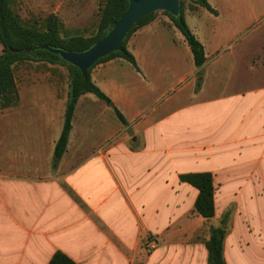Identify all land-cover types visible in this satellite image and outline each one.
Masks as SVG:
<instances>
[{"label": "crops", "instance_id": "obj_1", "mask_svg": "<svg viewBox=\"0 0 264 264\" xmlns=\"http://www.w3.org/2000/svg\"><path fill=\"white\" fill-rule=\"evenodd\" d=\"M208 1L217 14L197 5L185 11L205 49L200 68L163 12L127 38L139 69L119 56L92 67V81L128 124L95 94H82L57 166L69 68L29 61L60 66L15 74L19 103L0 109V264H48L57 250L79 264H208L211 228L240 212L230 201L218 212L221 174L264 160V0ZM224 15L218 22L227 29L210 30L205 20ZM132 155L159 156L148 170L168 167L166 182L211 172L215 216L184 212L150 227L115 163ZM129 170L135 179L137 165ZM230 237L227 228L226 264L234 255Z\"/></svg>", "mask_w": 264, "mask_h": 264}, {"label": "rangeland", "instance_id": "obj_2", "mask_svg": "<svg viewBox=\"0 0 264 264\" xmlns=\"http://www.w3.org/2000/svg\"><path fill=\"white\" fill-rule=\"evenodd\" d=\"M181 1L185 11L194 7L192 0ZM11 6L25 25L43 28L44 19L50 14H55L64 25V36H91L97 30L103 0H11ZM161 14L162 11L157 12V15ZM226 19L224 15L218 19H206L205 22L210 26V30L213 28L223 31L227 28L218 21L224 22ZM59 66L46 62L22 61L17 63L14 69L16 77L21 79L25 69H59ZM63 67L67 71L69 66L63 64ZM66 76L69 78L68 72ZM158 159L157 155L139 158L133 155L115 157V163L123 169L126 189H129V194L152 228H162L168 218L179 219L184 212L190 217H194L196 213L194 202L197 189L186 183H172V177L166 182L164 177L173 175V171L168 167L162 168L160 172L148 170L151 168L149 163H155ZM135 164L139 172L132 180L131 172L127 169ZM226 174L228 173H222L219 178L222 186L217 188V210L220 212L228 201L240 208V212L228 224L234 254L231 264H264V160L257 165L251 163L237 167L231 171L232 177H226ZM233 205H230L231 211Z\"/></svg>", "mask_w": 264, "mask_h": 264}, {"label": "trees", "instance_id": "obj_3", "mask_svg": "<svg viewBox=\"0 0 264 264\" xmlns=\"http://www.w3.org/2000/svg\"><path fill=\"white\" fill-rule=\"evenodd\" d=\"M194 5L205 8L213 14L217 10L212 7L208 0H192ZM129 0H103V6L100 9V18L98 27L94 35H75L67 37L63 35L64 25L61 19L50 14L44 19V27L28 26L22 22L18 13L12 6L11 0H0V43L2 52L0 53V109L15 106L19 103V93L15 79V65L22 61H47L51 63L67 64L69 67L70 88L68 92V101L65 110V120L63 130L56 142L54 151V166L62 158L67 149L68 139L72 128V121L76 104L80 96L84 93H93L102 99L108 105L113 106L119 120L127 125L128 122L123 113L114 105L112 99L105 94L99 86L91 79L92 67L103 60L119 56L130 62L135 68L139 69L134 55L127 49V38L138 28L148 24L153 20L157 12L143 17L134 24L129 30L123 42L122 50L112 52L111 54L99 59L88 71L86 76L81 70L65 61L60 55L52 53L46 49L36 48L41 45H49L65 50L77 52L89 49L93 44L101 40L126 11ZM181 12L179 17L167 14L174 25L182 32L188 43L195 65L200 68L206 62V53L202 42L197 38L190 29L185 19V9L180 0ZM198 76L202 75L198 71ZM201 82H197L199 88ZM182 182H185L198 190L194 202L195 212L204 219H210L215 216V186L213 174L211 172H189L182 173L179 176ZM229 222V213H225L220 221V225L212 227L210 237L206 241L208 250V264H226L224 258V240L227 235ZM48 264H79L61 250H57Z\"/></svg>", "mask_w": 264, "mask_h": 264}, {"label": "water", "instance_id": "obj_4", "mask_svg": "<svg viewBox=\"0 0 264 264\" xmlns=\"http://www.w3.org/2000/svg\"><path fill=\"white\" fill-rule=\"evenodd\" d=\"M167 11L175 17L180 16V0H129L126 11L118 18L107 34L89 49L81 52L65 50L49 45L36 48L46 49L60 55L62 59L78 67L83 75L101 58L122 50L124 39L131 27L143 17L157 12Z\"/></svg>", "mask_w": 264, "mask_h": 264}]
</instances>
